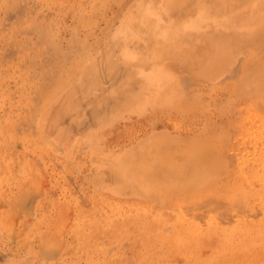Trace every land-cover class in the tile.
Here are the masks:
<instances>
[{
    "label": "rangeland",
    "instance_id": "rangeland-1",
    "mask_svg": "<svg viewBox=\"0 0 264 264\" xmlns=\"http://www.w3.org/2000/svg\"><path fill=\"white\" fill-rule=\"evenodd\" d=\"M0 264H264V0H0Z\"/></svg>",
    "mask_w": 264,
    "mask_h": 264
},
{
    "label": "bare ground",
    "instance_id": "bare-ground-1",
    "mask_svg": "<svg viewBox=\"0 0 264 264\" xmlns=\"http://www.w3.org/2000/svg\"><path fill=\"white\" fill-rule=\"evenodd\" d=\"M173 35H174V33H172ZM198 149V148H197ZM183 151V150H182ZM186 152V151H185ZM189 153V152H188ZM183 154H185V153H183ZM182 154V156H184ZM207 154H208V152H207ZM164 155V154H163ZM181 155V154H180ZM188 155V154H187ZM176 156V155H175ZM189 156V155H188ZM158 157V156H157ZM165 158H167V157H165ZM169 158V157H168ZM177 158V157H176ZM180 158H182V157H180ZM179 158V159H180ZM187 159H189V160H186V163L184 164V163H182V162H180V163H182L181 165H180V163L179 162H177V160H176V162H177V164H176V162H175V164L176 165H174V164H171L169 161H167V160H165V162L167 161L168 163L167 164H169L168 166H170L171 168H169V167H167V166H161V167H158V166H154V169L152 170V171H144V172H141V176H142V178H151V177H154V178H159V176H161V178L160 179H163V180H161V182L163 181V182H167V181H170L171 183H173V182H175V180H178V181H180V180H182V178H183V174H185V175H187V174H189V172L191 171V169L194 167V166H196L197 165V163L199 162V155H193V156H191L190 158L189 157H187ZM155 160H157L158 161V159H155ZM163 160V159H162ZM175 160V159H174ZM159 162V161H158ZM164 162V163H165ZM185 162V161H184ZM178 163H179V165L180 166H177L178 165ZM157 164V163H156ZM166 164V163H165ZM184 164V165H183ZM183 165V166H182ZM182 166V167H181ZM180 167V168H179ZM196 168V167H195ZM178 169H180L181 171L183 170V174H181V175H178L177 174V170ZM179 170V171H180ZM196 170H197V168H196ZM178 171V172H179ZM198 171V170H197ZM192 172V171H191ZM194 174V173H193ZM198 174V173H197ZM196 174V175H197ZM195 175V176H196ZM191 179V178H190ZM189 179V180H190ZM159 183V182H158Z\"/></svg>",
    "mask_w": 264,
    "mask_h": 264
}]
</instances>
